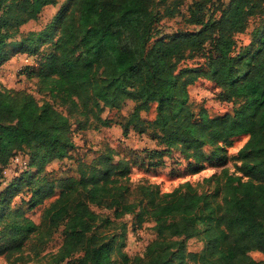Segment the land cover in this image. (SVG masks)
<instances>
[{
    "label": "trees",
    "instance_id": "1",
    "mask_svg": "<svg viewBox=\"0 0 264 264\" xmlns=\"http://www.w3.org/2000/svg\"><path fill=\"white\" fill-rule=\"evenodd\" d=\"M154 1L62 0L43 27L19 35L10 54L5 48L9 38L58 0H0V66L14 54L31 57L18 74L33 80L35 93L47 96L39 99L25 88L0 83V181L15 155L26 158L19 175L0 188V254L25 247L38 254L62 224V241L53 255L57 263L112 264L113 251L122 264L261 263L249 252L264 255V19L253 49L235 52V34L264 12V0H191L185 20L197 28L151 43L158 16ZM179 3L169 1L164 14L173 15ZM196 54L207 67L201 73L220 88L218 97L239 101L232 113L209 115L205 107L193 111L187 87L200 73L181 76L177 67ZM127 96L138 104L120 123L121 133L130 125L136 132L146 125L162 145L147 150L146 168L162 166V156L178 147L186 170L198 172L234 137L245 134L236 152L238 173L222 168L211 174L207 180L216 181L212 193L198 191L188 180L162 191L154 182L132 183L134 163L127 156L116 158L114 147L105 144L90 160L76 157L74 173L46 174L47 163L71 158L78 150L75 133L110 126L103 107L119 109ZM150 102L156 103V114L146 122L139 109ZM206 145L213 147L210 154ZM24 174L28 197L15 204L22 192L16 181ZM52 195L42 213L46 229L41 234L43 223L27 215L26 208ZM92 206L110 209L116 219L131 215L135 228L152 222L155 238L144 254L130 257L121 245H113V238L96 231L94 223L103 215ZM193 237L203 241L199 251L185 249L186 239Z\"/></svg>",
    "mask_w": 264,
    "mask_h": 264
},
{
    "label": "rangeland",
    "instance_id": "2",
    "mask_svg": "<svg viewBox=\"0 0 264 264\" xmlns=\"http://www.w3.org/2000/svg\"><path fill=\"white\" fill-rule=\"evenodd\" d=\"M59 2L62 0H58ZM171 0H155L153 4L154 10L158 11L157 22L154 25L152 41L157 38H168L176 31L192 30L197 26L191 25L186 22V16L188 15L187 7L191 0H179L180 3L175 8L174 14L167 16L164 14V6ZM216 3L215 5H217ZM264 6V4H263ZM217 7V6H216ZM53 8H45L40 13L36 20H31L22 25L19 34L9 38V42L5 48L10 53L16 51L19 41V35L25 33L29 29H38L42 27L51 17ZM264 19V12L260 15H254L249 18L248 24L244 31L237 32L235 34L236 48L235 52L241 47L251 46L253 49L256 46L255 32L258 33V29L261 27V21ZM254 31V32H253ZM248 52H250V49ZM247 52V53H248ZM13 57V58H12ZM6 61V71L10 72V81L6 79V75H1V79L4 85L14 88L25 87L34 92L37 98L45 99L47 96L35 93L34 83L30 79H25L23 75L18 74L20 69L27 63L25 61V55H13ZM31 58V57H30ZM182 69L181 76L188 74L200 73L196 77L195 81L188 85L189 101L191 102L192 109L195 113L200 107H205L209 115H219L223 113H232L233 109L239 104V101L224 100L218 97V91L220 88L206 76L202 71L207 69L205 65L204 57L196 54L192 58L182 60L178 67ZM60 110L65 111L64 107L54 103ZM135 104L138 102L131 96H127L124 103L119 109L109 108L104 106L102 110V116L109 117L113 123L108 127H101L98 129L89 128L83 132L75 133L74 142L78 150L71 154V158H64L62 161L47 163L45 172L49 176H61L69 173H74L76 166V157L90 160L98 152L104 150L105 144H111L116 150V158L121 155L129 157L130 161L134 163L130 171V179L132 183L138 181H149L159 184L162 191L171 190L179 183L188 180L195 184L198 191L213 192L216 181L214 179L207 180V178L213 173H219L222 168L227 169L229 173L237 174L236 172L239 166V159L236 158V152L240 146L244 144L247 139V135L242 134L234 137L232 143L227 148H224L221 152H218L216 156L210 160L204 162V167L198 172H190L186 170V160L180 156L177 152L178 147L173 148L170 153H166L162 156V166H156L146 168L147 163L146 152L148 149L160 148L157 136H153L152 130L149 126L141 125V131L136 132L132 125H130L127 133L123 135L121 133V125L124 119L132 112ZM140 118L150 121L156 114V103L150 102L147 108L139 109ZM73 121V119H71ZM73 125V124H72ZM74 126V125H73ZM208 154L212 151L213 147H203ZM25 158V157H24ZM57 161V160H54ZM20 159L18 161H11L8 165L4 179L0 181V188L4 187L6 183H9L13 177H17L22 169L20 165ZM34 173L35 171H31ZM223 180V179H222ZM223 182V181H222ZM28 177L24 174L16 181V185L21 189V193L15 198L16 203H19L20 199H27L28 194ZM223 194V186L221 191L217 194V201L221 203V195ZM55 195L46 198L41 204L35 205L31 208H26L27 204L22 202L24 208H26V214L29 215L35 222L43 223L41 228V234L46 229L45 221L42 222V213L44 207L53 200ZM92 208L101 213L102 219L97 220L94 223L96 231L107 238H113V245H121L120 249L126 251L130 257L142 256L146 245L151 242L155 237L151 229L152 222H144L140 228H135L131 225V215L125 214L119 218H113L111 210L105 208H99L92 206ZM105 216H110L111 222H104ZM62 224H59L50 235V239L46 241L43 249L38 254L25 247L21 251L13 252L11 254H0V264H73V260L70 262H55L53 255L59 248L62 241ZM203 246V241L197 237L188 238L185 241L186 250L199 251ZM249 254L260 261V264H264V255L258 250H251ZM112 264H122L121 257L114 251L112 253ZM185 264H195L191 261H187Z\"/></svg>",
    "mask_w": 264,
    "mask_h": 264
},
{
    "label": "crops",
    "instance_id": "3",
    "mask_svg": "<svg viewBox=\"0 0 264 264\" xmlns=\"http://www.w3.org/2000/svg\"><path fill=\"white\" fill-rule=\"evenodd\" d=\"M61 2L62 1H58L56 4H50V5H47V6H45L44 7V9L45 8H53V11H52V14H51V17H52V15L57 11V9H58V7H59V5L61 4ZM43 11V10H42ZM50 17V18H51ZM50 18H49V20H50ZM48 20V21H49ZM31 21V20H30ZM30 21H28V22H30ZM33 21V20H32ZM28 22H26V23H28ZM25 23V24H26ZM25 24H23V26L25 25ZM43 27V26H42ZM41 28V27H40ZM40 28H38V29H40ZM38 29H29V30H38ZM25 55V54H22V53H18L17 55ZM16 55V54H15ZM12 57V56H11ZM13 58V57H12ZM9 60V59H8ZM7 61V60H6ZM6 61L0 66V83L2 84V85H4V83H3V81H2V79H1V75H6V79L8 80V81H10V76H11V74H10V72H8V71H6L4 68H6L7 66L5 65L6 64ZM28 80V79H27ZM33 81V80H32ZM34 83V82H33ZM4 86H6V85H4ZM6 87H9V86H6ZM17 88V87H16ZM20 88H25V87H20ZM25 89H27V90H29L28 88H25ZM30 91V90H29ZM54 160H57V161H54ZM54 160H52V161H50L49 163L51 164V163H54V162H57L58 163V161H62V160H60V159H54ZM48 163V164H49Z\"/></svg>",
    "mask_w": 264,
    "mask_h": 264
},
{
    "label": "built area",
    "instance_id": "4",
    "mask_svg": "<svg viewBox=\"0 0 264 264\" xmlns=\"http://www.w3.org/2000/svg\"><path fill=\"white\" fill-rule=\"evenodd\" d=\"M30 60H31V58L29 57V56H27V55H25V61L26 62H30ZM20 159V161H21V163H20V165L22 166V167H24L25 166V163H26V158H24L23 156H21V155H15L12 159H11V161L13 162V161H18ZM6 172V171H5Z\"/></svg>",
    "mask_w": 264,
    "mask_h": 264
}]
</instances>
